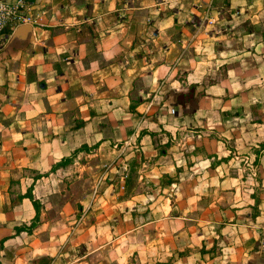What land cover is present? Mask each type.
<instances>
[{
    "label": "crops",
    "instance_id": "0c3cea01",
    "mask_svg": "<svg viewBox=\"0 0 264 264\" xmlns=\"http://www.w3.org/2000/svg\"><path fill=\"white\" fill-rule=\"evenodd\" d=\"M27 2L0 44V264H264V0Z\"/></svg>",
    "mask_w": 264,
    "mask_h": 264
},
{
    "label": "built area",
    "instance_id": "2783aa9c",
    "mask_svg": "<svg viewBox=\"0 0 264 264\" xmlns=\"http://www.w3.org/2000/svg\"><path fill=\"white\" fill-rule=\"evenodd\" d=\"M210 2L205 4L208 13ZM33 15L28 11L27 0H0V44H2L6 30L18 24L33 22ZM258 248L264 254V211L258 225Z\"/></svg>",
    "mask_w": 264,
    "mask_h": 264
},
{
    "label": "trees",
    "instance_id": "16d2710c",
    "mask_svg": "<svg viewBox=\"0 0 264 264\" xmlns=\"http://www.w3.org/2000/svg\"><path fill=\"white\" fill-rule=\"evenodd\" d=\"M66 158H62L59 162L55 163L52 165V168H54L57 164L65 161ZM27 195L30 197V199L32 200L33 204H34V207L36 208V214L33 218V220L29 223V224H26V223H22L20 225H16L14 226V229H15V232H19L21 230H28L30 231L37 223L38 221V210H39V206H40V202L38 201L37 198H35L31 191H30V188H28V190L26 191ZM5 237L4 238H1L0 239V251L1 249L3 248V241H4ZM1 263V261H0Z\"/></svg>",
    "mask_w": 264,
    "mask_h": 264
}]
</instances>
